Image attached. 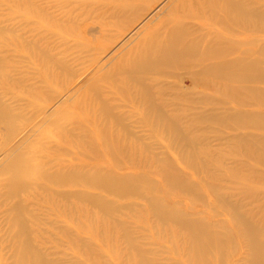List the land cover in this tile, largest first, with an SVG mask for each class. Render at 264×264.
Here are the masks:
<instances>
[{
  "label": "rangeland",
  "instance_id": "obj_1",
  "mask_svg": "<svg viewBox=\"0 0 264 264\" xmlns=\"http://www.w3.org/2000/svg\"><path fill=\"white\" fill-rule=\"evenodd\" d=\"M237 2L244 8L248 7L245 0ZM119 4L127 5V7L119 10ZM139 4H144V8L138 7ZM209 4L211 2H207V0H0V59L3 66L9 71V82L12 84H7L9 76L2 78V88L6 94V103L14 111L23 113L25 118L37 112L36 106L29 107L28 105L41 92L50 94L53 92L62 102L71 98V108L75 112L85 113L80 109L81 105L86 106L90 111L89 114L92 111H97V104L93 101L92 94L83 90L94 79H97V84L102 92L109 96L106 100L107 105L116 111L119 107H122L120 110H124L123 105L127 97L130 100L139 96L137 89L126 76V69L135 58H142V53L146 50L153 55L170 52L171 48L168 47H171L172 40L177 38L180 42L176 49L177 52L180 55L189 53L187 58H180L178 67L166 68L157 78L147 77L145 81L149 85L148 96L152 102L159 107L162 106L161 111L177 122L178 134L184 133L188 142L178 143L173 133H170L169 138L166 133L165 135L156 134L151 128L143 127V123L140 121L129 124L134 137L125 139L126 145L124 146L129 149L128 153L132 152L137 155V161L135 160V163L132 162V164L130 162L128 166L136 168L132 170L137 174L136 177L141 188L140 196L101 194L104 201L111 204L115 210L112 212L111 218H105V220L97 208H90L89 217L92 214L94 217H90L91 220L88 218V214L82 216L80 213L82 217L77 218H80L78 224L82 228L79 227V229L84 231L82 235L86 239L84 244L81 236L78 239L73 237L70 241L66 238H63L64 240L56 238L53 242L51 239L57 232H52L49 235L51 239L44 246L48 252L50 249L52 252V249L56 248L50 254L52 256L48 257L55 264H70L72 262L73 264H133L137 259L134 254H129L128 242L131 243V241L144 253L145 258L151 260L152 264L155 262L156 264H180V261H183L181 264H186L184 263L186 253L183 249L186 247L184 242L188 239L189 232L186 234L188 230L186 231L173 223L157 224L148 206L149 198L158 199L161 207L163 206L181 217L195 218L197 221L200 220L199 222L212 225V227L207 226L213 228L220 236L223 235V240L227 242L223 248L224 254L220 257L222 264H247L245 239L240 229L232 221V213H229L226 205L235 207L244 219L248 216L247 221L263 228L264 222L261 221L264 220V191L256 192L260 194L255 193L250 196V193L244 194L240 189L244 186L245 179L251 180V184H253L252 181H261V184L255 182L254 185L260 186L257 188H261V186L264 188V174L262 169L252 170L251 167H248L249 164H246L251 160L243 154H251L253 152L251 150L255 147L247 144L244 145V149L237 148L234 142H238L235 139V136L239 135L238 131H228L229 128L226 126L216 124L217 119L227 115L226 112L230 107L223 101L224 97L228 95L227 88L220 84L221 81L214 79L212 76L213 66L209 65L208 61L214 56L219 60L225 59L228 54L225 47L229 44L231 37L221 36L218 30L226 31L233 36L236 35V29L234 27L226 29L220 26L218 28L214 25L212 22H216V17L214 14L208 13ZM253 4L255 5V3ZM218 8L224 9L225 6L221 5ZM262 32L264 33V27ZM256 33L257 31L253 33L254 38H256ZM134 38H139L140 41L134 44L132 42ZM252 42L253 49L256 50V46L259 45L258 40ZM238 44L239 41L235 42L233 46L236 49L242 48V45ZM198 53H206L211 59H207L203 55L197 57ZM47 57L57 61L60 67L66 70V73H62L60 67L55 66L51 73L45 72L41 62ZM70 75L79 76V81H77L78 78L75 80L73 77L71 80ZM71 84L76 91L73 96L68 93L71 87L68 85ZM246 85L249 84H243V86ZM259 86L263 89L264 85ZM120 89L124 91L122 99L116 95V91ZM239 97L240 101L247 99L243 95ZM73 110L71 111L73 112ZM145 111L144 107H139L133 114L142 116L146 114ZM90 116L92 117V114ZM80 125L83 124L77 119L68 118L62 126V133L82 134ZM20 132L28 140L30 145L28 149L38 153L34 157L42 159L40 160L42 162H48L47 157L54 152L56 142L45 139L37 132L25 130ZM55 132L51 129L50 136ZM116 132L122 134L125 131L121 127H117ZM123 135L126 136V132ZM95 140H100L98 135ZM186 143L192 145L185 147ZM171 145L175 149L172 153L169 152L168 147ZM186 150L190 157L183 153ZM174 152H180L178 158L175 157L177 155ZM166 156L169 158H164ZM263 156L260 157L264 159ZM165 159L167 162L164 161ZM59 160L52 159L50 163L57 167ZM159 166H164L163 169L160 167L161 174L158 172ZM193 166L196 170L199 168V175L192 172ZM165 174L180 180L181 184L209 185L213 192L202 187L190 193L177 188L171 189L163 184L165 180L161 175ZM167 189L168 191H166ZM4 192L5 190L0 188V194L2 195ZM173 192L175 193L172 194ZM200 198L207 204L203 203ZM218 198H223L226 205L223 206ZM140 203L142 204L140 205ZM143 204L145 207L142 206ZM6 205L5 202L4 206H0V230H4L6 222L5 210H8ZM31 208L35 210L34 216L37 219L47 221L44 208L38 209L39 211H36V206H31ZM188 213L189 215H187ZM80 224L86 226L83 228ZM109 225H113V227H109ZM217 225L223 227L224 233ZM35 229L37 228L35 227ZM40 229H43L42 226ZM97 229H100V233L107 231L105 234L101 233L103 238H96L100 234ZM130 229L134 232L129 231ZM167 229L172 232L171 235L169 232L166 233ZM137 231L139 232L137 233ZM177 232H182L183 235H179ZM56 240L58 241L56 242ZM69 243L73 245V248L78 244L77 248L75 246L77 252L73 248H69L71 246ZM108 243H111L110 249H108ZM79 245L83 248L81 247V249ZM78 247L81 249V253ZM85 248L91 251L88 252ZM175 249L178 250V254L175 253ZM120 250L122 254L119 252ZM228 251L230 255L227 253ZM57 252L60 254L55 256ZM78 252L80 255L76 254ZM83 253L84 255L81 256ZM3 254L6 258L10 256L9 252L5 250ZM98 256L101 262L98 260ZM118 256H122L124 259L118 258ZM129 256L132 257L129 258ZM53 257H57V259ZM92 257H96V261ZM165 258L168 259V262L164 261ZM56 260L63 261L60 263ZM211 264L215 263L211 262Z\"/></svg>",
  "mask_w": 264,
  "mask_h": 264
},
{
  "label": "bare ground",
  "instance_id": "obj_2",
  "mask_svg": "<svg viewBox=\"0 0 264 264\" xmlns=\"http://www.w3.org/2000/svg\"><path fill=\"white\" fill-rule=\"evenodd\" d=\"M208 1L211 2L208 6V13L212 15L214 14L216 17V22L212 23H214V25L218 28L220 26L226 29L230 27H234L236 29V35L233 36L232 34L229 35L226 31L218 30V33L221 36L231 37L229 44L225 47V50L228 52L225 59L222 58L219 60L216 56L211 59V57L206 53L197 54V57L203 55L207 59H211L208 62L210 63L209 65L213 66L212 76L214 79L221 81L220 84L227 88L228 95L224 97L223 101L226 105L228 104L230 108L229 111L226 112L227 115L225 114L226 116L224 118L217 119L218 122L216 124L226 126L229 128L228 131H238L239 135L235 136V139L238 142H234L237 148L244 149V145L247 144L255 147V149L251 150L253 151L251 154L245 153L243 155L247 156L248 159L251 160L246 163L249 164L248 167H251L252 170L262 169L264 174V159L260 157L264 155V86L263 89L259 86L264 85V33L262 32V28L264 27V0H245L248 4V7L246 8L237 2L241 0H207V2ZM253 3H255V5ZM219 4L224 5L225 8H218L221 6ZM137 6L141 8L144 4H139ZM126 7L127 5L124 6L119 4L118 9L121 10ZM256 31V38H254L253 33ZM253 40H258L259 45L256 46V50L253 49ZM137 41H140V39H132L134 44ZM237 41H239L238 45H242V48L236 49L235 46H233V44ZM179 43L178 38L172 40L170 44L171 47H168L171 48L169 50L170 52L166 53L163 52L161 54L153 55L146 50L142 53V58L137 57L132 63H130L129 68L126 69V76L130 80V83L137 89L139 96L138 98L130 100L127 97L123 105L125 107L124 110H120L122 107H119L118 111H116L114 108L107 105L106 100L109 96H106L104 92H102L97 84V79H94L90 84H87L86 88L83 90L85 92L89 91V93L92 94L94 99L93 101L97 104V111H92V113H90L92 114V117L90 116V111L86 108V106H80V109L85 113L75 112L71 108V98L62 102L59 100V97L55 96L51 91L52 94L41 92L39 96L32 99V102H30L31 105L29 104L28 106H36L37 112L34 115L25 118L23 113L14 111V109L6 103V94L2 88V78L8 77L9 71L3 66L0 59V188L5 190L4 194H0V206H4L5 202L7 204L6 206H8V210H5L6 222L4 224V230H0V264H55V262L49 260L48 257L56 248L52 249V252L51 249L49 250L50 252H48L47 248L44 246V244L48 243L51 239L49 238V235H51L52 232H57V234H54V237L51 239L53 242L56 238H61V240L66 238V240L68 239L70 241L73 237L78 239L79 236H81L84 244L86 243L85 237L82 236L84 231L82 232L79 229L80 226L78 224V220H80V218L77 217L86 216L88 214V218H94L92 216L93 214L89 217V214H91L90 208L93 207L97 208L100 214L104 216L105 220V218H111V214L115 210L111 204L104 201V197L102 198L101 194L112 196H140L139 192L141 191V188L138 183V178L136 177L137 174L132 170L135 167L128 166L130 162L131 164L132 162L135 163L134 161L137 159V155L136 153H132L130 151V153H128L129 149L124 146L126 145L124 143L125 139L128 137H134L129 124L140 121V123H143V127L151 128V130H153L156 134L165 135L166 133L167 138H169L170 133H173V135L176 136L178 143L188 142L185 139L186 135L184 133H182L183 135L178 134L179 127L176 125L177 122L166 115L165 112L161 111V105V107H159L157 104L152 102L151 98L148 96L149 85L145 83L147 77L157 78L158 75L162 73V70L166 68L170 69L178 67L180 58H187L189 53L186 52L187 54L180 55L177 52L176 49ZM41 65L43 70L47 73H51L54 66L57 68L60 67V64L57 61H53V58L49 57L43 60ZM60 70L62 73H66V70L63 67H60ZM118 76L121 77L119 74ZM70 77L71 80L73 77L75 80L78 78L77 81H79V76L77 75H70ZM9 78L10 76L7 78V84L12 85L9 82ZM244 83L249 85L243 86ZM68 86H71L68 93L73 96L76 91H74L72 84ZM116 95L122 99V95H124L123 89L117 90ZM241 95H243V97L245 96L244 98H247L245 99L246 101L243 99H241V101L239 100V96ZM139 107H144L146 109L144 113L146 114L142 116L133 114ZM68 118L77 119L83 124L80 125L82 134L76 135L62 133V126ZM117 127H121L123 131L126 132V136L123 135L125 132L118 134L116 132ZM51 129L56 131L52 136L49 134L51 133ZM21 130H25L27 132H37L45 139H50L51 141L56 142L54 145V152L51 154L52 157H47L49 160L48 162H42L40 161L42 159L34 157V155L38 153L28 149L30 148V145L28 144V140L25 135H22L20 132ZM97 135L100 140H95ZM191 145L186 143L185 147H190ZM172 146L173 145L168 146L169 152L171 153L175 150ZM255 152H257L256 156ZM183 153L190 157L187 150L183 151ZM144 154L145 153L143 152V155ZM175 155H177L175 157L178 158L180 152L175 153ZM164 158H167V156ZM52 159H60L57 167L52 166L50 163ZM164 161H166V159ZM161 166H159V173L161 172ZM163 167L161 168L163 169ZM193 168L194 169L191 167L192 172L195 175H199V168H197V170L194 166ZM169 171L171 172V170ZM127 172L133 173L128 174ZM205 174L207 175V173ZM201 175L202 174H200V176ZM161 176L165 180L163 181V184L171 189L177 188L183 192L188 191L190 193L193 191L195 192L196 189L202 187L207 191L213 192V189L206 184H202L201 186H192V183V185H185L181 184L179 182L180 180L178 181L176 178H173L168 174ZM176 176L177 175L175 174V177ZM255 182L261 184V181H252L253 184H251V180L245 179V184L242 189H240L242 190V193L247 195L250 193V196H253L252 194H255L256 192L264 191L263 186H261L263 189L257 188L260 186L254 185ZM166 191H168V189ZM174 193L175 192L172 194ZM166 194L168 195L167 192ZM256 194L258 195L260 193ZM200 200L203 201V203H206L202 198H200ZM218 201L223 203V206L226 205L223 198H218ZM141 204L142 203H140V205ZM31 206H36V211L44 208V212L47 214V221L44 222L37 219L34 216L36 214L35 210H32V208L30 209ZM142 206H144V204ZM148 206L157 224L167 225L169 223H173L181 226L186 231L188 230L186 232V234L189 232L187 235L188 239H185L187 243H185L186 241L184 242L186 249H183L187 256H185L186 259L184 258V263H221L220 257L224 254L223 248L227 242L223 240V235L220 236L213 230V228H211L212 225L204 224L202 221L199 222L200 220L197 221L195 218L191 219L184 218L183 216L181 217L171 210H167L163 206L161 207L158 199L149 198ZM226 207L228 208L229 213H232L231 219L234 221L236 227L240 229L242 236L245 239V245L247 247V264H264V227L261 228V226H256L257 224L254 225L247 221L248 216L244 219L235 207H229L228 205H226ZM96 214H98V212H96ZM187 215H189V213ZM261 222H264V220ZM41 226L43 229H40ZM83 226L86 225L83 224ZM110 226L113 227V225H109V227ZM217 226L221 227L220 230L224 233L223 227L221 225ZM35 227L37 229H35ZM115 228L117 229V226ZM99 230L97 229V231ZM131 230L132 229L129 231ZM168 230L169 229H167L166 233L169 232ZM88 231L91 232L90 230ZM103 232L104 231L101 233ZM106 232L107 231L105 230V233ZM123 232L125 233V231ZM131 232H134V230ZM138 232L139 231H137V233ZM101 233L99 234V237H96L97 239L103 238ZM177 233L180 235L182 232ZM169 234L171 235L172 232H169ZM175 235L176 234H174V236ZM57 241L58 240H56V242ZM181 243L184 246L182 241ZM110 244L111 243H108V249H110ZM63 245L66 244L63 243ZM69 245L71 244L69 243ZM71 246H69V248H73V245ZM75 246L73 248L74 251H76ZM128 246L129 254H134L137 259V262L134 260L136 263L134 262L133 264H152L150 262L151 260L149 261L145 258L146 256H143L144 253L132 244V241L131 243L128 242ZM172 246L173 245H171V247ZM79 247L78 250L80 251L83 247L81 246V249H79ZM65 249L64 251H66ZM4 250L9 252V258H6L3 254ZM121 250L119 252L122 254ZM89 251L91 250H88V252ZM125 251L127 250L125 249ZM177 251L178 250H176L175 253ZM81 252L82 251H80V253ZM58 253L60 254V252H57L55 256H57ZM227 253L229 254V251ZM76 254H79V252ZM68 255L70 256V254ZM83 255L84 253L81 256ZM119 256L118 258L122 257ZM131 257L132 256H129V258ZM92 258L95 259L96 257ZM97 258L100 261L99 256ZM122 258L124 259V257ZM54 259H57V257ZM88 259L90 258L88 257ZM180 259L182 260V258ZM155 260L159 261L158 259ZM166 260L168 262V259L165 258L164 261ZM59 261L61 263L63 260ZM59 261L56 260V262ZM91 261L93 260L91 259ZM102 261L105 262L104 259ZM182 262L180 261V264ZM70 264H73V262Z\"/></svg>",
  "mask_w": 264,
  "mask_h": 264
}]
</instances>
